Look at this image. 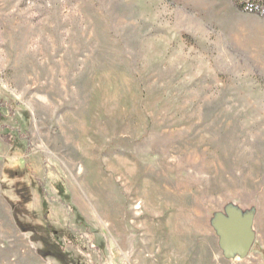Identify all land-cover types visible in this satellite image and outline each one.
<instances>
[{"label": "rangeland", "instance_id": "1", "mask_svg": "<svg viewBox=\"0 0 264 264\" xmlns=\"http://www.w3.org/2000/svg\"><path fill=\"white\" fill-rule=\"evenodd\" d=\"M0 264H264V0H0Z\"/></svg>", "mask_w": 264, "mask_h": 264}, {"label": "bare ground", "instance_id": "2", "mask_svg": "<svg viewBox=\"0 0 264 264\" xmlns=\"http://www.w3.org/2000/svg\"><path fill=\"white\" fill-rule=\"evenodd\" d=\"M160 214H161V213H160ZM122 216H123V215H122ZM161 216H162V215H161ZM118 217H119V216H118ZM138 218H139V217H138ZM152 218H154V217H152ZM117 219H118V218H117ZM121 219H122V218H121ZM157 219H158V218H157ZM119 220H120V219H119ZM119 220H118V221H119ZM147 220H148V219H147ZM158 220L161 221V219H158ZM154 221H156V220H154ZM135 222H136V221H135ZM146 223H148V222L145 221V224H146ZM149 223H151V222H149ZM157 223H158V222L156 221V224H157ZM151 224H152V223H151ZM151 224H149V225H151ZM153 225H154V224H153ZM159 225H160V224H159ZM155 226H156V225H155ZM157 226H158V225H157ZM160 226H161V225H160ZM132 227H133V226H132ZM146 227H147V226H146ZM147 228H148V227H147ZM147 228H146V229H147ZM149 228H150V226H149ZM159 228H160V227H159ZM159 228H158V229H159ZM156 229H157V228H156ZM158 229H157V230H158ZM168 229H170V228H168ZM150 230H151V228H150ZM154 230H155V229H154ZM159 230H161V228H160ZM171 230H172V229H171ZM145 231H146V230H145ZM166 231H167V230H166ZM154 232L156 233V231H154ZM157 232H158V231H157ZM161 232H162V231H161ZM163 232H164V231H163ZM163 232H162V233H163ZM170 232H172V231H170ZM146 233H147V232H146ZM155 233H154V234H155ZM150 234H151V233H150ZM152 234H153V233H152ZM166 234H167V233H166ZM168 234H169V233H168ZM170 234H171V233H170ZM173 234H174V232H173ZM171 235H172V234H171ZM152 236H153V235H152ZM158 236H159V235H158ZM144 238H147V237H144ZM149 239H150V238H149ZM149 239H148V240H149ZM158 239H159V238H158ZM158 239H157V240H158ZM146 241H147V240H146ZM161 241H162V240H161ZM178 243H179V241H178ZM149 245H150V242H149ZM152 246H153V245H152ZM145 248H146V246H145ZM148 248H149V247H148ZM151 248H152V247H151ZM180 248H181V247H180ZM146 249H147V248H146ZM158 250H159V249H158ZM153 251H154V250H153ZM180 251H181V250H180ZM147 252H148V251H147ZM158 252H159V251H158ZM148 253H149V252H148ZM170 253H171V252H170ZM170 253H169V254H170ZM151 254H154V253L152 252ZM163 254H164V253H163ZM171 254H172V253H171ZM167 257H168V256H167ZM173 257H174V256H173ZM170 258H171V257H170ZM169 260H170V259H169ZM171 260H172V259H171ZM171 263H172V262H171ZM173 263H174V262H173Z\"/></svg>", "mask_w": 264, "mask_h": 264}, {"label": "water", "instance_id": "3", "mask_svg": "<svg viewBox=\"0 0 264 264\" xmlns=\"http://www.w3.org/2000/svg\"><path fill=\"white\" fill-rule=\"evenodd\" d=\"M237 243H239V245H241L243 248H249L251 245L250 240L237 239Z\"/></svg>", "mask_w": 264, "mask_h": 264}, {"label": "trees", "instance_id": "4", "mask_svg": "<svg viewBox=\"0 0 264 264\" xmlns=\"http://www.w3.org/2000/svg\"><path fill=\"white\" fill-rule=\"evenodd\" d=\"M237 6H238V5H237ZM237 8H238L239 10H244V9H243V6H238Z\"/></svg>", "mask_w": 264, "mask_h": 264}]
</instances>
